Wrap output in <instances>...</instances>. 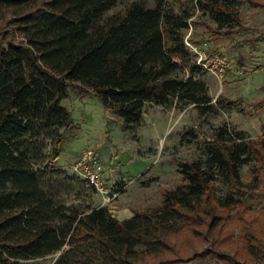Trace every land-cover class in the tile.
I'll return each mask as SVG.
<instances>
[{"label":"trees","instance_id":"obj_1","mask_svg":"<svg viewBox=\"0 0 264 264\" xmlns=\"http://www.w3.org/2000/svg\"><path fill=\"white\" fill-rule=\"evenodd\" d=\"M116 4L0 0V264H45L60 251L51 264H169L160 258L173 250L175 223L212 228L235 205L231 192L217 195V181L239 191L249 185L241 168L262 155L264 137L247 141L228 124L206 140L205 158L181 164L184 182L161 205L124 219L94 203L88 180L59 166L74 126L62 103L71 86L98 93L127 129L143 122L148 103L210 110L214 97L201 77L208 70L186 38L203 19L218 36L241 28V7L264 0H135L107 15ZM246 238L252 262L205 251L229 264H264V244Z\"/></svg>","mask_w":264,"mask_h":264},{"label":"rangeland","instance_id":"obj_2","mask_svg":"<svg viewBox=\"0 0 264 264\" xmlns=\"http://www.w3.org/2000/svg\"><path fill=\"white\" fill-rule=\"evenodd\" d=\"M132 1L117 0L107 15L124 10ZM143 1L155 5V0ZM241 14L244 26L226 28L223 35L213 32L216 24L209 19L201 20L189 32L200 48L210 55L220 54L229 62L222 76L211 71L201 76L214 97L215 105L210 110L194 104L148 103L143 122L127 129L124 118L107 110L98 93L69 88L62 103L71 110L74 126L58 164L75 173L74 165L82 151H96L105 186L120 190L115 198L96 192V205H109L122 219L137 209L161 205L164 193L184 182L181 164L205 158L206 140L224 124L246 131L247 141L263 139L264 108L257 102L264 98V40L254 39L264 38V7L244 4ZM230 100L233 103L228 105ZM191 128L197 132L194 136L187 134ZM241 173L249 183L241 191L222 181L215 183L218 196L225 198L230 192L234 196L235 205L224 210V218L212 228L205 222L191 226L175 223L178 229L171 238L173 250L160 259H171L169 264H229L211 253L218 249L252 262L246 237L253 235L264 244V150L259 158L244 164ZM207 248L211 252L205 251ZM60 253L48 256L44 263L51 264Z\"/></svg>","mask_w":264,"mask_h":264},{"label":"built area","instance_id":"obj_3","mask_svg":"<svg viewBox=\"0 0 264 264\" xmlns=\"http://www.w3.org/2000/svg\"><path fill=\"white\" fill-rule=\"evenodd\" d=\"M186 43L189 46L191 52L195 54L197 61L206 70L215 73L218 76H222L226 71L229 62L220 54H208L205 50L200 48L195 42H193L188 34ZM74 171L77 175L83 179L88 180L97 189V192H103L109 194L112 198L118 196L120 191H114L105 186L101 165L97 153L91 148L84 149L79 160L74 165Z\"/></svg>","mask_w":264,"mask_h":264},{"label":"crops","instance_id":"obj_4","mask_svg":"<svg viewBox=\"0 0 264 264\" xmlns=\"http://www.w3.org/2000/svg\"><path fill=\"white\" fill-rule=\"evenodd\" d=\"M132 216V215H131ZM130 215H128L126 218H128V217H131Z\"/></svg>","mask_w":264,"mask_h":264}]
</instances>
